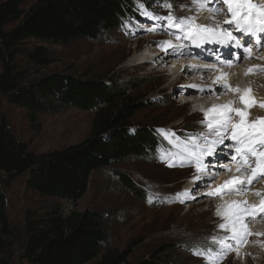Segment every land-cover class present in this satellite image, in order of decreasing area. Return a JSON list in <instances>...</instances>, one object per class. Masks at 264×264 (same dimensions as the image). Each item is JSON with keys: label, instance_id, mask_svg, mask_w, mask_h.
Listing matches in <instances>:
<instances>
[{"label": "rangeland", "instance_id": "374dc122", "mask_svg": "<svg viewBox=\"0 0 264 264\" xmlns=\"http://www.w3.org/2000/svg\"><path fill=\"white\" fill-rule=\"evenodd\" d=\"M28 1L31 4L36 0ZM133 1L141 10L151 7L159 15H165L169 11L163 6L161 0H155V2L154 0ZM168 2L171 3V10L179 16H196V23L200 25L214 22L221 26L223 21L229 18L227 7L223 4L220 5V11L224 14L217 15L214 19L209 17L204 20L203 11L198 12L193 6L192 0H168ZM253 2L257 3V0H253ZM260 5L264 4L260 2ZM128 23L132 29L126 26ZM126 24L117 30L104 33L97 40L77 38L68 44L39 43L52 50L55 61L46 68L30 67L29 78L66 71L87 80H112L125 85V87H130L131 92L140 96L145 103L156 101V104L147 106L136 115L132 120L134 125H155L158 126V131L160 130L159 127H167L159 133H163L166 137L162 135L168 141H171V138L165 131H169L172 137L173 132H181V136L192 133L191 136L198 137V140L205 137L207 140L214 139V132L206 126L207 121L212 119L210 116L214 112H210L201 106L195 108V105H198L208 93L200 91L201 87L191 86L200 85L204 86L202 89H205L208 85L207 78L204 79L203 85H197L198 78H194L193 75H208L209 71L214 73L219 71L208 69L207 66L210 62H207L206 67L194 66L187 69L185 66L180 70L175 68L177 66L172 67L173 63H180L183 56H186V47L181 43L190 47L195 44L184 39V33L168 27L166 21L157 20V24L154 25L144 20H139V22L129 20ZM208 24L216 26L213 23ZM149 29L155 30L149 31ZM177 37L181 38L178 39ZM165 42H171L172 46L170 47ZM36 44L38 42L32 40L29 41L28 45L31 47ZM179 45H182L181 49ZM157 47L167 49L170 54H174L171 65L166 67L165 52L163 50L158 51ZM151 48H155L157 51V56H154V59L163 56L157 69L150 63L138 64L148 58L140 60L136 58L137 53ZM178 49L181 53H176ZM230 60L232 61L233 58L231 57ZM26 64L24 58L20 57L19 65L21 68H27ZM175 71H178V75L172 77ZM192 79H196V81H192ZM219 84L225 85L226 83ZM185 85L189 86L186 87ZM225 91L222 90L223 93ZM222 92L220 91L218 94L221 95ZM238 106L242 109L241 107L245 104L239 99ZM260 109L263 111L262 115H252L248 112V116L251 118L264 116V108L260 107ZM204 113H209L208 117ZM1 115L6 116L13 130L23 141L30 144L32 151L42 154L64 149L88 138L95 111H82L73 108L65 112L44 114L39 119L40 129L31 124L25 109L8 101L3 102L0 108ZM196 124L201 125L202 129L192 132L191 129ZM225 142L228 141L225 140ZM171 153L173 162L180 163L182 161V156L176 149H172ZM165 160L160 156H150L144 159L131 158L110 168L94 171L87 192L78 201L77 209L89 208L111 213L113 218H111L112 242L110 246L124 249L132 242H139L131 256L133 262L146 257L160 243L171 242L177 247L176 253L179 264H264V220L255 225L252 224L258 230L261 229L260 231L247 229L252 235L248 236L246 243L236 246L235 251L228 252L223 258L219 256L222 244L236 243L234 240L228 239L233 230L230 220L220 218L216 214L217 200L224 195L216 197L204 195L208 192L207 190L215 188L214 183L220 177V170L209 171L207 178L213 172L217 175L212 176L211 180L206 179L199 185L193 184L191 186L192 179L196 175H202V172L197 173L195 166L194 168L187 166L186 169L176 168L175 163H166ZM170 163L173 164L172 167L168 166ZM181 164L187 165V162ZM117 171L128 174L141 187L146 198L142 200L123 187L117 178ZM239 173L240 176H245L243 169ZM28 176V174H24L16 178L8 188H5L9 220L23 239L27 212L30 210L41 214L54 201L47 197H41L29 189L27 186ZM185 190L190 195H195L196 199L190 200L187 197H181L185 202H179L176 194ZM249 193L228 194L246 195ZM257 197L260 199L261 195H257ZM149 200H151L150 203ZM64 203L69 202L64 201ZM67 207H69L68 204ZM247 207L249 206L247 205ZM251 212H257V210L251 208L249 213ZM221 223L226 224L225 229L219 227ZM211 243L219 245L217 259L205 260L193 251V248L198 245H210ZM249 244L254 246L253 249H247ZM20 251L21 245L17 244L15 247V264H29L28 261L22 260Z\"/></svg>", "mask_w": 264, "mask_h": 264}, {"label": "trees", "instance_id": "16d2710c", "mask_svg": "<svg viewBox=\"0 0 264 264\" xmlns=\"http://www.w3.org/2000/svg\"><path fill=\"white\" fill-rule=\"evenodd\" d=\"M28 0L0 1V108L4 101L25 109L31 124L40 129L44 114L78 109L95 111L91 133L81 143L37 154L0 116V264H15V247L29 264H179L177 247L157 245L133 262L138 246L112 248V214L77 209L94 171L131 158L169 155L172 146L158 126L132 120L156 101L145 103L130 87L103 79H82L69 72L29 78L30 67L46 68L55 61L50 48L39 43L68 44L77 38L99 39L138 19L133 0ZM150 6V3H148ZM38 44L29 46V41ZM27 62L21 68L19 58ZM190 67V66H189ZM152 104V105H151ZM201 128L196 124L191 130ZM123 187L140 199L146 195L126 173L117 171ZM28 174L27 186L53 199L45 212L28 211L24 239L9 220L5 188ZM67 201V204L64 203ZM198 245L195 250H209Z\"/></svg>", "mask_w": 264, "mask_h": 264}, {"label": "snow or ice", "instance_id": "6c2138e0", "mask_svg": "<svg viewBox=\"0 0 264 264\" xmlns=\"http://www.w3.org/2000/svg\"><path fill=\"white\" fill-rule=\"evenodd\" d=\"M155 2V0H154ZM193 6L197 11H208L211 17L214 19L217 15H222L220 11V5L223 4L227 7V16L223 23L225 25H231V28H221L219 24L215 27L200 25L196 23V16L192 17H180L176 18L171 13V3L168 0H161L164 7L169 9V16L160 17L154 15L150 11H145L146 17L154 20H164L167 22V26L175 28L176 30L184 33L183 38L192 41L195 46L202 47L205 44H218L225 48H229L228 55H236L237 60L239 56L232 51V49H242L248 58H252V49L249 45L252 44L253 39L257 44L264 48V5H259L253 2V0H192ZM141 7H143L141 5ZM155 29H149L154 31ZM238 32L241 37H248L243 44L240 39L233 35V32ZM178 39L181 37H177ZM170 47L171 42H165ZM219 59V58H218ZM234 61H227L228 66H231ZM264 71V66L250 67L247 74L254 72ZM220 77L217 78L219 81ZM191 87H197L195 85ZM222 90H233L227 84L221 86ZM204 91V89H200ZM214 92V89H209ZM237 93L241 92V89L236 88ZM241 101L245 104V109H239L231 107L230 105L214 106L211 112H216L217 115L211 120L207 121V127L210 131L214 132L215 139L208 141L205 137L204 145H196L197 151H190L187 156V162L190 165L195 166L197 173L208 169L209 165L203 163V157L205 155L213 157V159H219L223 152H216L215 146L224 144L225 140H230L233 144L228 145L232 150V155L229 159L232 162L238 163L240 167H237L236 171L251 173L250 176H235L226 180L223 185H220L215 190L206 192V197H216L226 195L228 193H244L250 189L253 181L258 182L259 179H264V117L251 118L248 116L249 107H261L264 108V101H256L251 96V89L244 90V94L241 95ZM249 100H252V104L249 105ZM208 117L209 113H204ZM204 123V122H202ZM163 132L164 130H159ZM174 135V134H173ZM239 157V159H238ZM172 167L173 164H169ZM214 167V165H213ZM226 171L231 172L232 169L227 165H221ZM217 175L213 172L208 179L211 180L212 176ZM201 177L199 175L194 177V181H199ZM261 195V193H257ZM179 202L184 203V199L181 197H187L190 200L196 199L195 195H190L187 190L176 194ZM151 200H149V203ZM239 202H232L229 207L227 219L231 222L232 232L228 239L234 240L236 245L239 246L242 243H246L249 235H252L245 227L242 226V220L245 216L251 214L253 217L257 215L256 212L249 213L247 202H243L245 207L239 208L236 205ZM228 205V202L217 206V216L223 215L222 209ZM253 209L257 208V205L251 206ZM260 213L264 214V200L259 205ZM221 229L226 228V224H219ZM260 235V234H256ZM235 251L230 244H222L219 252V256L227 255L228 252ZM203 255V253H198ZM238 254V253H237Z\"/></svg>", "mask_w": 264, "mask_h": 264}, {"label": "bare ground", "instance_id": "6f19581e", "mask_svg": "<svg viewBox=\"0 0 264 264\" xmlns=\"http://www.w3.org/2000/svg\"><path fill=\"white\" fill-rule=\"evenodd\" d=\"M260 2L264 4V0H257V4L260 5ZM202 16H203V19L205 20L206 18L211 17V14L207 11H203ZM201 22L205 23L203 21H201ZM208 23H213V24L217 25V23H214V22H207V24H202V25L211 26ZM212 27H215V26H212ZM220 27L221 28H231V25H225L223 23ZM237 33L238 32L234 31L233 35H235ZM245 39H246V37L240 38L241 44H243L245 42ZM255 42H256V40H255ZM212 47H213L214 53H216V54H218L219 52H222V50H224L223 54H222L223 56L220 55L219 59H217L215 56L209 57L208 62H210V64H208V66L207 65L206 66L209 67L208 69H210V70L216 71L215 69H217V71H219V72L214 73L213 71H209L208 75L195 74L193 76H194V78H198L197 79V85L198 84L203 85L204 79L207 78L206 81L208 82L207 83L208 84L207 86H209L208 88L214 89L215 91L214 92L209 91V89L206 86V88L204 89V93L207 92L208 94L205 95V97L198 103V105L197 104L195 105V108H197V106H201L202 108L210 111L211 109H213L214 106L230 105L231 107L240 109V107L238 106V101H239V99L241 100L240 97L242 94H244V90L249 89V88L251 89V96L253 98L256 97V98H254L255 100L264 101V71L254 72L252 74L246 75V72L250 67L264 66V51H263L264 48H262L260 45H256V47H254L252 49L253 50L251 53L252 58H249L248 60H244L245 62H243V63H241L243 61V56L241 54V51H239L238 52V56L240 55L239 59L237 60V58H236L234 63L231 66H228L227 62H225V60H223V59H231L232 55H228L229 48H225V47L218 45V44H213ZM260 47H261V49H260ZM261 50L263 51V53H260ZM179 53H181V51H179ZM186 54H187V48H186ZM167 55H168L167 60H164V62H168V66H169L173 63V61L171 59L173 58L174 54L168 53ZM154 56H157V51L155 48H153V49L151 48L149 50L146 49V50H143V51L136 54V58L138 60L143 59V58L144 59L148 58L146 61H148L150 63V65H153L152 61L154 60ZM162 57L156 59L158 61V65L161 64V58ZM185 57L186 56H183L182 62L176 63V64L173 63L172 67L177 66L175 68H178L177 70H180L182 67L186 66L187 69H189V63L183 62V61H186ZM131 60L133 61V59H131ZM193 61H195V60H193ZM239 63H241V64H239ZM177 72L178 71L173 72L172 77L177 76L178 75ZM218 77H220L219 81H217ZM192 81H196V79H192ZM219 83H221V84L226 83L233 90H226L225 93H227V94H225L222 92V88H221L222 85H220ZM187 86H189V85H187ZM200 87L203 88L204 86L203 87L200 85L197 86V88H200ZM236 88L241 89V92L237 93L235 91ZM220 91L223 94L219 95L218 93ZM201 93L203 94V92H201ZM250 101L251 100H249V102ZM241 108L245 109V106H243ZM248 112L252 113V115H256V114L262 115L263 111H262V109H260V107L256 106L255 108H252V109L248 108ZM214 115H217V113L214 112ZM224 147L226 149H229L227 144ZM221 165H227L229 168L232 169V171L231 172L226 171L223 167H221ZM221 165L219 168L220 177L218 178L217 181H215V183H214L215 188L213 190H215L220 185H223L226 180H229L230 178H233L235 176H240L239 172L236 171L237 167H239V166H237L235 164H231V163H226V164H221ZM247 175L250 176L251 173H248ZM199 176L202 179H200L199 181H194V179H192L193 183L191 184V186L193 184L199 185L203 181H206V179H208L207 178V172H204L202 175L200 174ZM252 188H253V191L255 192V194H253V192H250L249 194H246V195L245 194L244 195L226 194L224 196H221L217 200V206L224 204L225 202H228V205L224 209H222L223 215H221L219 217L224 218V219L227 218V214L229 212V207L232 205V202H239L236 205L239 208L244 207L243 202H245V201L247 202V205L250 207L252 205L258 206L261 202V199H259L257 197V193H261L263 195V193H264V182H259L258 184H256ZM213 190H207V191L210 192ZM232 194H240V193L232 192ZM250 218H252V220H249ZM262 220H264V214H261L258 217L257 216L249 217V215H248V216H245L243 218L242 226L245 227L246 229L258 232L261 229L258 230L252 224L255 225L256 223H259ZM260 233H262V232H260ZM253 247H254L253 245L249 244L247 249H253Z\"/></svg>", "mask_w": 264, "mask_h": 264}]
</instances>
